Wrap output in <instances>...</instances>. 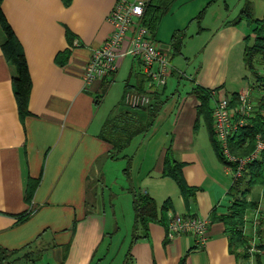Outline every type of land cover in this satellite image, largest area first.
Returning a JSON list of instances; mask_svg holds the SVG:
<instances>
[{"label": "crops", "instance_id": "crops-1", "mask_svg": "<svg viewBox=\"0 0 264 264\" xmlns=\"http://www.w3.org/2000/svg\"><path fill=\"white\" fill-rule=\"evenodd\" d=\"M245 1L175 0L153 40L174 62L191 36L189 43L196 41V53L189 56L194 69L187 73L173 66L175 88L169 91V83L158 88L164 105L149 133L134 138L127 157L117 159L109 156L112 145L100 133L116 104L124 102L126 90L146 88L149 79L132 56L121 58L119 70L104 79L87 82L84 77L92 50L113 34L109 17L116 0L3 1L24 48L32 87L29 111L22 115L13 83L17 70L2 49L0 27V264H117L119 256L123 264L128 252L131 264L241 261L231 250L223 220H212L203 246L192 233L170 238L168 225L171 213L212 218L214 210L228 214L233 205L235 173L213 141L212 114L219 96L210 98L212 112L202 115L203 102L194 89H217L234 108L247 97L249 108L259 110L264 91L256 96L244 62L246 37L254 35L253 28L247 20L233 22ZM251 1L254 16L264 19V0ZM184 78L190 81L187 89L181 88ZM116 86L119 96L111 102ZM168 159L181 164L191 195L164 175ZM128 164L130 175L124 173ZM138 193L156 200L158 218L147 227L141 221L136 233ZM257 201L260 207L248 211L245 231L264 264V249L255 248L264 244V194ZM124 218L133 234L126 251L110 263ZM251 262L258 264L255 256Z\"/></svg>", "mask_w": 264, "mask_h": 264}, {"label": "trees", "instance_id": "trees-1", "mask_svg": "<svg viewBox=\"0 0 264 264\" xmlns=\"http://www.w3.org/2000/svg\"><path fill=\"white\" fill-rule=\"evenodd\" d=\"M4 0H0V27L3 31L4 38L2 49L10 62H12L17 70V75L13 78L14 91L17 98L20 113L26 115L29 111V96L32 87V79L28 66V61L22 43L16 35L13 27L9 23L3 11ZM175 0H150L145 6L143 16L144 24L155 35L159 28L160 22L164 15L169 12ZM247 20L252 25V34L246 37V46L244 51V62L248 70L255 78L256 84H264V70L257 69L256 57L264 61V19H258L254 16L253 4L251 0H246L241 11V16L234 23ZM182 40L177 45L179 51ZM264 65V62L260 63ZM262 72V73H261ZM149 79V78H148ZM143 86L138 91H144ZM130 89H127L129 91ZM202 100L200 108L202 115L205 112H212L209 107L210 98L213 97L211 90L196 87L194 89ZM237 97V96H236ZM121 104L125 107L120 111L113 112L106 120L100 135L112 145L109 154L111 158L117 159L127 157L125 150L132 143L134 138L140 135H147L158 117L164 100L159 99V95L155 92L150 104L139 107H130L125 103V99ZM233 103L231 102V105ZM213 115V114H212ZM207 118L211 120V116ZM214 122V115H213ZM214 124V123H213ZM215 126V125H214ZM215 128V127H214ZM261 134L264 137V95L259 102V110L255 116L250 118L248 125L240 128L230 138L232 151L237 155H247L253 151L256 144V137ZM213 141L219 157L226 162L221 154L220 147L216 137V131H213ZM126 175H130V165L124 169ZM164 175L170 176L177 181L184 195H191L192 188L186 183L181 170V164L173 159H168ZM256 186H264V151L260 159L250 163L244 175L235 179L230 189L231 195L234 196V202L228 214L219 215L215 210L212 213V220L220 219L226 223L227 232L230 234V247L233 253L241 259L238 264H252L251 259L255 256L256 261L260 260L259 252H252L254 244L252 236L245 231L247 223V213L249 210L258 209L260 202L250 198L253 189ZM168 204H164V208H168ZM134 209L136 213L135 225L136 233L139 224L142 221L143 226L147 227L149 221L158 218V205L156 200L150 195L137 194L134 200ZM134 234V242L137 241L138 235ZM255 248L259 251L264 249V244L259 243ZM130 251V250H129ZM131 256L128 252L127 259L123 264H131ZM261 264V263H260Z\"/></svg>", "mask_w": 264, "mask_h": 264}, {"label": "built area", "instance_id": "built-area-1", "mask_svg": "<svg viewBox=\"0 0 264 264\" xmlns=\"http://www.w3.org/2000/svg\"><path fill=\"white\" fill-rule=\"evenodd\" d=\"M145 6L144 0H116L109 17L114 25L113 34L92 50L84 71L87 82L104 79L119 70L121 58H138L149 78V84L144 91L129 90L125 93V103L133 108L150 104L158 88L167 85L173 71L170 54L153 40L151 30L143 22ZM211 93L214 97L219 96L213 115L220 151L226 165L233 168L234 177L238 179L244 175L250 163L261 158L264 151V137L261 134L256 137L253 151L244 156L235 154L230 144L232 135L248 125L256 110L249 108L247 97L243 98L239 108H234L230 99L221 96L217 89H211ZM211 223V217L171 213L168 236L174 238L180 234L192 233L198 244L203 246L208 239Z\"/></svg>", "mask_w": 264, "mask_h": 264}, {"label": "rangeland", "instance_id": "rangeland-1", "mask_svg": "<svg viewBox=\"0 0 264 264\" xmlns=\"http://www.w3.org/2000/svg\"><path fill=\"white\" fill-rule=\"evenodd\" d=\"M164 37L165 35H167V37H169L171 35L170 32H168V30L166 31V29H164ZM189 39H187V44L185 43V45L183 46V50L181 53H178L175 57H174V62L172 61V65L174 67H179V69H183L187 71V73H190L191 71H193L194 67H192V64H193V61H192V58H189V56H192L194 53H196V41H194L193 43H189L190 42V39H191V36L188 37ZM191 44V45H190ZM256 68L257 69H260L264 70V65H261L260 63L261 62H264L260 59V56H257L256 57ZM198 64V60L196 62V65ZM261 72V73H262ZM264 74V73H263ZM122 77V76H121ZM119 78V86L120 84L122 83V78ZM171 77V76H170ZM170 77L168 78V90L170 91L173 88H175L174 86V79H170ZM252 78H253V75H252ZM253 80L255 81V78H253ZM257 82L255 81V87L254 89L256 88L257 92L258 93H255L256 96L258 97V95H260V91H264V84L261 85L262 83H259L256 84ZM176 85V84H175ZM118 86V85H117ZM115 87L114 91L110 94V100L111 102L117 98V96H119V87ZM190 86V81H188L186 78H184L183 80V83H182V86L181 88L183 89H187V87ZM254 100H256V98H254ZM107 105L110 107V101L108 100L107 101ZM116 108H113L114 111L113 112H117V111H120L121 109L125 108L122 104H119L117 103L116 104ZM264 194V188L263 187H260V186H256L253 191H252V197L255 199V200H259L260 197L262 198ZM122 224H120V229L118 231V233H116V237L114 238V245H113V248H112V251L111 253L109 254V262L111 261V257L116 255L118 256L120 254L121 251H126V248L129 244V241H130V238L133 234V226L132 224L129 223V220L127 219H123ZM125 241V246H123V249L122 248V245ZM112 245V244H111ZM112 263V262H110ZM120 263V256L118 258V263Z\"/></svg>", "mask_w": 264, "mask_h": 264}]
</instances>
